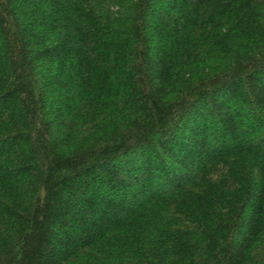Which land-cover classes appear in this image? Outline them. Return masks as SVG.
<instances>
[{"label": "trees", "instance_id": "16d2710c", "mask_svg": "<svg viewBox=\"0 0 264 264\" xmlns=\"http://www.w3.org/2000/svg\"><path fill=\"white\" fill-rule=\"evenodd\" d=\"M0 264H264V0H0Z\"/></svg>", "mask_w": 264, "mask_h": 264}]
</instances>
